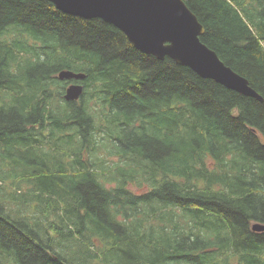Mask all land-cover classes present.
<instances>
[{"label":"trees","instance_id":"16d2710c","mask_svg":"<svg viewBox=\"0 0 264 264\" xmlns=\"http://www.w3.org/2000/svg\"><path fill=\"white\" fill-rule=\"evenodd\" d=\"M183 1L263 101L0 0V264H264V0Z\"/></svg>","mask_w":264,"mask_h":264},{"label":"water","instance_id":"95a60500","mask_svg":"<svg viewBox=\"0 0 264 264\" xmlns=\"http://www.w3.org/2000/svg\"><path fill=\"white\" fill-rule=\"evenodd\" d=\"M60 11L83 19L100 18L120 29L139 51L157 59L169 57L199 76L212 79L240 94L263 98L248 80L227 66L200 40L203 25L183 0H49ZM60 79L82 80L83 73L62 70ZM83 91L79 82L69 83L63 97L77 100ZM252 230H264L255 222Z\"/></svg>","mask_w":264,"mask_h":264},{"label":"clouds","instance_id":"9594fccd","mask_svg":"<svg viewBox=\"0 0 264 264\" xmlns=\"http://www.w3.org/2000/svg\"><path fill=\"white\" fill-rule=\"evenodd\" d=\"M76 81H79V80H76Z\"/></svg>","mask_w":264,"mask_h":264}]
</instances>
